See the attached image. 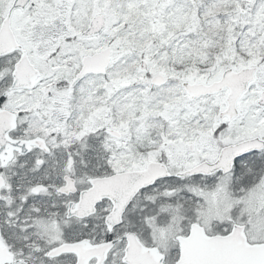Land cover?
<instances>
[{
	"label": "snow or ice",
	"instance_id": "6c2138e0",
	"mask_svg": "<svg viewBox=\"0 0 264 264\" xmlns=\"http://www.w3.org/2000/svg\"><path fill=\"white\" fill-rule=\"evenodd\" d=\"M0 264H264V0H0Z\"/></svg>",
	"mask_w": 264,
	"mask_h": 264
}]
</instances>
